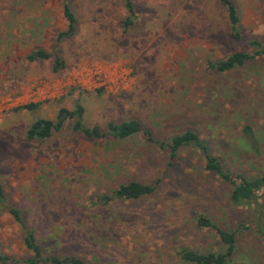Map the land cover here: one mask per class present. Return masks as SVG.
<instances>
[{
	"label": "rangeland",
	"instance_id": "rangeland-1",
	"mask_svg": "<svg viewBox=\"0 0 264 264\" xmlns=\"http://www.w3.org/2000/svg\"><path fill=\"white\" fill-rule=\"evenodd\" d=\"M65 0H0V253L31 255L8 211L15 205L45 254L77 255L94 264H190L183 248L219 250L221 241L197 217L237 231L229 264H264V195L234 205L230 186L205 168L199 149L171 156L156 140L197 130L234 173H264V54L231 71L209 67L264 40V0H234L242 40L230 36L219 0H133L135 21L122 0H67L76 16L71 36ZM43 48L53 57L30 61ZM85 107L84 122L138 118L155 140L91 139L70 125L45 140L25 132L62 106ZM35 103L28 110L24 105ZM250 126L254 140L246 137ZM139 181L155 190L138 199L104 195ZM243 228H239V226Z\"/></svg>",
	"mask_w": 264,
	"mask_h": 264
},
{
	"label": "trees",
	"instance_id": "trees-1",
	"mask_svg": "<svg viewBox=\"0 0 264 264\" xmlns=\"http://www.w3.org/2000/svg\"><path fill=\"white\" fill-rule=\"evenodd\" d=\"M227 13V21L230 36L236 40H242L243 34L240 27V13L234 0H219ZM124 7L130 13L121 21L124 31L134 23V2L133 0H122ZM63 13L67 21V29L59 33L62 36H71L76 29V16L73 13L70 3L65 0ZM249 44L254 48L252 52L235 51L224 59L209 60V67L220 72L231 71L244 65L255 56L264 54V40L253 38ZM53 57V68L59 70L64 67V60L58 55H52L43 48L32 49L27 55L28 60H47ZM37 105L29 103L23 106L32 110ZM85 107L76 102L73 108L62 106L58 109L54 118H36L27 128L25 136L28 140H45L53 132L64 129L67 125L77 133L91 139L111 137L117 140H126L137 135H142L148 140H154L152 131L142 126L138 118H130L121 121H110L106 129L98 125L89 126L84 122ZM246 137L254 140V130L250 126L244 127ZM155 141V140H154ZM161 146L169 149L171 156L184 147H195L200 150L205 158V168L229 184V199L234 205L250 204L264 195V173L258 175H247L242 172H232L222 160L213 153L209 142L202 138L197 130L186 128L182 132L172 135L168 141L156 140ZM252 142V140H251ZM155 186L139 181H129L119 184L110 195H104L106 202L114 199H138L152 193ZM6 201L5 189L0 182V203ZM8 211L14 221L23 231V243L31 255L25 259H18L8 254L0 253V264H94L86 261L77 255L45 254L44 248L37 238L36 232L25 222L22 211L15 205H8ZM200 227H211L218 235L222 247L219 250L198 251L183 248L179 252L180 259L190 264H229L235 254L237 247V231L220 227L208 215L200 214L197 217ZM241 227V225L239 226Z\"/></svg>",
	"mask_w": 264,
	"mask_h": 264
}]
</instances>
